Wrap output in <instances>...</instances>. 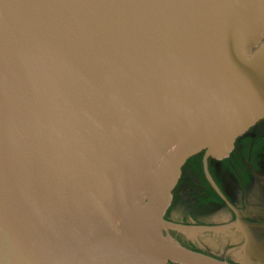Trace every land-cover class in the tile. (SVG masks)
<instances>
[{"label":"water","instance_id":"water-1","mask_svg":"<svg viewBox=\"0 0 264 264\" xmlns=\"http://www.w3.org/2000/svg\"><path fill=\"white\" fill-rule=\"evenodd\" d=\"M263 119L264 0H0V264H228L165 216Z\"/></svg>","mask_w":264,"mask_h":264},{"label":"flooded vegetation","instance_id":"flooded-vegetation-1","mask_svg":"<svg viewBox=\"0 0 264 264\" xmlns=\"http://www.w3.org/2000/svg\"><path fill=\"white\" fill-rule=\"evenodd\" d=\"M196 158L182 169L165 217L176 228L168 234L228 264H264V119L227 158Z\"/></svg>","mask_w":264,"mask_h":264},{"label":"trees","instance_id":"trees-1","mask_svg":"<svg viewBox=\"0 0 264 264\" xmlns=\"http://www.w3.org/2000/svg\"><path fill=\"white\" fill-rule=\"evenodd\" d=\"M198 158V157H197ZM196 157H194V158H192L189 162H191V161H193V160H195V159H197Z\"/></svg>","mask_w":264,"mask_h":264},{"label":"bare ground","instance_id":"bare-ground-1","mask_svg":"<svg viewBox=\"0 0 264 264\" xmlns=\"http://www.w3.org/2000/svg\"><path fill=\"white\" fill-rule=\"evenodd\" d=\"M192 251V250H191ZM195 252V251H194ZM202 254V253H201Z\"/></svg>","mask_w":264,"mask_h":264}]
</instances>
